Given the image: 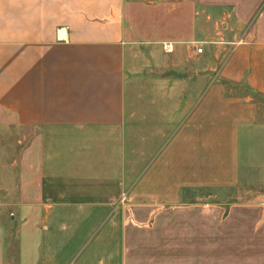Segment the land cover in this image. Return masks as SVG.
Here are the masks:
<instances>
[{
    "label": "crops",
    "instance_id": "obj_1",
    "mask_svg": "<svg viewBox=\"0 0 264 264\" xmlns=\"http://www.w3.org/2000/svg\"><path fill=\"white\" fill-rule=\"evenodd\" d=\"M147 1L0 0L17 264H264V0ZM131 127L141 161L175 142L134 186Z\"/></svg>",
    "mask_w": 264,
    "mask_h": 264
},
{
    "label": "rangeland",
    "instance_id": "obj_2",
    "mask_svg": "<svg viewBox=\"0 0 264 264\" xmlns=\"http://www.w3.org/2000/svg\"><path fill=\"white\" fill-rule=\"evenodd\" d=\"M147 1V0H145ZM149 2V0L147 1V3ZM148 5L144 4L141 6L142 9H139L140 11V21H142L143 23H145V21H147L149 24L151 23L150 20H152V11L153 8H151L150 10L147 9ZM150 13V14H149ZM144 28V26H143ZM134 88V87H133ZM133 92V96H134V90H132ZM129 130V139H128V148H129V159H128V172H129V185L134 186V184L137 182V176L139 174V172L141 171V167H143V169L145 170V168L147 167L148 170H150V173L155 172L161 165V162L163 161V158L168 155L175 147V142H171V140L169 139H165L163 141V145L161 150L159 151V153L157 155H154L152 158H148V159H142L139 160L137 158V151L139 154V149L137 147V139H135V128L131 127L128 129ZM15 144H11L9 145V147H15ZM141 153V152H140ZM144 155H150V152H144ZM146 180H144L145 182ZM150 179H147L146 183H150ZM210 185V184H209ZM210 187V186H209ZM134 191L133 192H129L128 194V200L130 199H134ZM214 194L213 190H208V196ZM215 202V201H214ZM215 211L214 208H208V216H214L216 213L212 212ZM13 214H16L17 216H19L18 213L12 212ZM11 212H4V211H0V230L3 231L5 233L4 237L5 239L2 241V244L4 245V248H0V258H1V262L2 264H17V234H18V229L17 228H8V223H11L10 218L12 217ZM225 215V213H224ZM18 218V217H17ZM6 226V229H5ZM213 225L209 224L208 227H212ZM216 227V224H214V229ZM164 231L167 230L166 225L163 227ZM5 229V230H4ZM15 236L14 239L11 238V236ZM210 243L214 244V241H210L208 240ZM166 242L168 244V247L170 249H175L177 248V246H174L173 241L172 240H167V241H161V243ZM209 243V249L213 248V246H210ZM225 243L229 244L231 243V241H225ZM176 245H177V241H176ZM226 252H224L223 254H221L220 256H215L212 255V250L210 252L209 250V255H208V262L210 263H215L216 259L221 258L222 259V263L223 264H227L229 262H232L233 259H235L236 257L231 256L229 253L231 252L228 249H225ZM229 254V255H228ZM219 260V259H218Z\"/></svg>",
    "mask_w": 264,
    "mask_h": 264
},
{
    "label": "built area",
    "instance_id": "obj_3",
    "mask_svg": "<svg viewBox=\"0 0 264 264\" xmlns=\"http://www.w3.org/2000/svg\"><path fill=\"white\" fill-rule=\"evenodd\" d=\"M203 51H204V49H203V48H198V49H197V53H198V54H202V53H203Z\"/></svg>",
    "mask_w": 264,
    "mask_h": 264
}]
</instances>
